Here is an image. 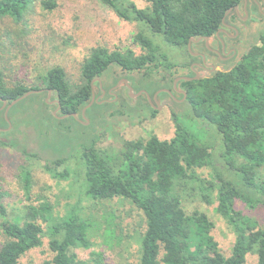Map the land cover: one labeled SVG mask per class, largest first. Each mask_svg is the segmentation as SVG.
Segmentation results:
<instances>
[{
	"label": "trees",
	"instance_id": "obj_1",
	"mask_svg": "<svg viewBox=\"0 0 264 264\" xmlns=\"http://www.w3.org/2000/svg\"><path fill=\"white\" fill-rule=\"evenodd\" d=\"M99 1L120 19L141 26L133 35L141 50L93 47L80 63L78 83H71L64 67L57 64L46 66L41 76L43 87L20 82L9 85L0 69V99L7 103L28 91L44 89L19 100L7 112L24 103L30 108L24 112L40 116L51 128L67 119L85 121L82 110L91 101L92 92L96 96L126 78L133 91L144 88L146 92L126 98L121 92L127 88L121 84L112 89L121 94L114 102L133 111L134 100L141 101L154 114L157 109L150 106L147 94L153 102V93L162 89L157 100H169L175 110L178 106L177 112L173 110V135L167 139L155 134L146 139H123L116 157L94 144L82 146L85 194L96 200L118 197L141 212L145 228L137 234L135 264H246L249 256H255L254 264H264V225L248 214L264 209V0H144V7L132 0ZM29 3L0 0V17L9 16L19 23ZM42 5L50 9L55 4L43 1ZM251 7L253 13L243 19L244 10L249 12ZM225 23L236 26V32L227 29L235 36L222 31ZM198 37L201 40L191 41L189 50L190 39ZM221 40L235 51L228 58L210 49H219ZM158 41L184 53L186 60L171 61ZM200 50L215 65L210 71L192 66L201 59L190 51ZM196 73L198 78H194ZM49 91L52 104L46 100ZM105 96L111 99L113 94L106 91ZM96 105L94 101L84 116L91 115ZM4 112V108L0 110L5 129L0 133L5 140H13L16 131L13 124L7 129ZM63 115L67 116L61 118ZM5 140L0 138V143L7 144ZM62 162L64 157H56L45 168L63 176L55 169ZM204 168L209 169L207 176L198 172ZM197 188L198 195L206 204H214L215 212L233 233L227 253L212 234L214 221L204 211H186L185 196ZM239 203L245 210L238 208ZM5 216V207L0 206L4 238L0 264H21V257L42 245L45 236L50 258L43 264H102L101 252L92 250L89 259H84L75 251L92 247L88 236L91 223L75 209L54 217L46 204L28 207L23 216ZM39 220L46 223L45 229Z\"/></svg>",
	"mask_w": 264,
	"mask_h": 264
},
{
	"label": "rangeland",
	"instance_id": "obj_2",
	"mask_svg": "<svg viewBox=\"0 0 264 264\" xmlns=\"http://www.w3.org/2000/svg\"><path fill=\"white\" fill-rule=\"evenodd\" d=\"M43 1L55 5L48 9L42 5ZM132 1L138 7L147 4L144 0ZM248 13H253L252 7L249 12L244 10L243 19ZM139 28L138 24L117 17L99 0H30L21 22H14L9 16L0 17V69L4 81L9 85L20 82L28 87H43L41 76L45 74L46 66L57 64L64 67L71 83H78L80 63L93 47L104 46L121 51L130 48L138 53L141 49L133 42V35ZM158 43L171 61L186 60L184 53L160 41ZM123 79L118 86L125 83ZM160 90H156L153 96ZM112 94L110 99L104 97L103 91L96 93L97 105L91 115H82L85 121L67 119L52 128L41 122L40 116L24 112L29 104L19 103L11 112L6 115L4 112L7 129L13 124L16 132L13 140H5V135L0 133L1 140L7 142L0 143V206L5 207V217L16 213L23 216L28 207L42 208L46 204L51 207L54 217L68 215L75 209L91 223L88 236L92 247L75 250L81 258L89 259L90 251L94 250L102 253V264H135L139 254L137 234L144 230L145 220L127 200L118 197L96 200L85 194L81 147L94 144L116 157L123 139H146L149 134L161 139L170 138L175 129L173 110L177 112L178 106L175 105V110L169 100L158 101L156 98L158 104H155L150 98V106L154 104L157 109L154 114L150 113L148 106L141 101L136 103V100L134 110L130 111L126 105L114 102L120 99L118 91ZM139 95L141 93L133 97ZM50 97L51 93L46 100L52 104ZM112 101L114 103H109ZM52 111L54 114L57 112ZM3 125L0 116L1 131L5 130ZM56 157H64V162L55 168L63 176L45 168L48 161ZM208 171V168L198 169L205 176ZM193 191L183 201L186 211H204L214 221L212 234L219 248L224 253L229 252L233 242L230 227L215 212L214 204H206L202 200L198 188ZM238 208L244 209L242 203ZM248 214L264 225L263 208L248 211ZM40 222L45 229L46 223ZM3 239L0 231V243ZM47 242V236L43 237L42 245L21 257V264H43L49 259ZM254 262L255 256H249L246 264Z\"/></svg>",
	"mask_w": 264,
	"mask_h": 264
},
{
	"label": "flooded vegetation",
	"instance_id": "obj_3",
	"mask_svg": "<svg viewBox=\"0 0 264 264\" xmlns=\"http://www.w3.org/2000/svg\"><path fill=\"white\" fill-rule=\"evenodd\" d=\"M225 27L226 29H222V31H224V33H226L227 35L233 37L235 36V34H231L227 31V29L229 30H234L236 29V26L232 23H225ZM236 32V31H235ZM207 42H208V39H204V43L207 45ZM215 54H217L219 57L221 58H228L230 57L232 54H234V49L233 48H230V47H227V45L224 43V41L221 40V46L219 47V49L217 48H210ZM195 56L196 57H199L201 60L200 61H196V62H193L192 63V66L193 65H196L199 69H201V71H204V72H207V71H210L211 68H213L215 65L213 64V62H210L207 57L205 56V53L203 51H196L195 53ZM121 79L123 78H120L118 81H117V84L115 86H112L111 88H109L108 90H105V89H102V91L105 93L106 91H109V93H113L112 92V89L115 90L117 89V86L119 85ZM125 84V83H123ZM129 84V83H128ZM130 85V84H129ZM126 86V90L125 91H122V96L126 97V98H130L131 96L129 95V88L127 87V85L125 84ZM131 86V85H130ZM100 87H102L101 83H100ZM132 87V86H131ZM132 90H133V87H132ZM144 90L140 89V90H137L135 91V93H143ZM131 98H135V97H131ZM154 103L156 104V102L154 101Z\"/></svg>",
	"mask_w": 264,
	"mask_h": 264
},
{
	"label": "water",
	"instance_id": "obj_4",
	"mask_svg": "<svg viewBox=\"0 0 264 264\" xmlns=\"http://www.w3.org/2000/svg\"><path fill=\"white\" fill-rule=\"evenodd\" d=\"M246 5V1H245V3H244V6ZM236 8V7H235ZM237 9V8H236ZM230 10H228L227 12H226V14L229 12ZM225 14V15H226ZM201 38L202 37H198L197 39H193V38H191L190 39V42L188 43V49L189 50H191L190 49V47H191V41H195V42H198L199 40H201ZM207 39V38H206ZM192 54H194L192 51H190ZM214 68V67H213ZM217 69H219L218 67H217ZM198 76H199V74L198 73H196V76L194 77V78H198ZM180 78V77H179ZM179 78H177L175 81H174V86H175V84H176V82H177V80L179 79ZM182 78H186V79H191V77H182ZM123 81L125 82V84L127 85V87L129 88V95L131 96V97H133L134 95H137V93H133V90H132V87L128 84V82H127V80L126 79H123ZM41 91V89H39V90H32V91H28V92H26V93H24L22 96H20L19 98H17V99H14L13 101H11L10 103H7L5 100H2V99H0L1 101H2V105H1V107H0V109L1 108H4L5 109V115H6V113H7V111L9 110V108L11 107V106H13L15 103H17L19 100H21V99H23L24 97H26V96H28V95H30L31 93H36V92H40ZM159 93V92H158ZM157 93V94H158ZM157 94L155 95V96H153V100L156 102V104H158V102H157V100H156V96H157ZM50 96V91H49V93H48V95H47V97H49ZM147 97H148V100L150 101V97L148 96V94H147ZM97 100V98H96V96H95V94H94V92H92V99H91V101L83 108V110H82V115L84 116V111L89 107V106H91L92 105V103L94 102V101H96ZM152 104V103H151ZM152 106H154V107H156L154 104H152ZM67 115H63V116H60L61 118H64V117H66Z\"/></svg>",
	"mask_w": 264,
	"mask_h": 264
}]
</instances>
